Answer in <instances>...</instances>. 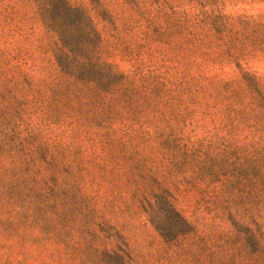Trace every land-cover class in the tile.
<instances>
[{
	"label": "trees",
	"instance_id": "obj_1",
	"mask_svg": "<svg viewBox=\"0 0 264 264\" xmlns=\"http://www.w3.org/2000/svg\"><path fill=\"white\" fill-rule=\"evenodd\" d=\"M15 1L2 28L21 14ZM184 1L189 11L152 7L136 22L139 41L178 58L140 76L103 57L83 9L33 0L37 51L51 63L32 75L31 54L14 42L0 48V264H127L107 217L114 201L98 207L103 185L127 198L179 264H222L212 237H246L243 257L229 262L264 264V75L251 70L264 63V15ZM226 67L231 77H221ZM55 114L64 130L45 137ZM208 125L214 134L194 139ZM177 182L209 196L213 221H190L175 207Z\"/></svg>",
	"mask_w": 264,
	"mask_h": 264
},
{
	"label": "rangeland",
	"instance_id": "obj_2",
	"mask_svg": "<svg viewBox=\"0 0 264 264\" xmlns=\"http://www.w3.org/2000/svg\"><path fill=\"white\" fill-rule=\"evenodd\" d=\"M67 2L83 9L90 17L101 36L103 57L114 63L123 74L147 76L150 71L162 72L161 66L164 62L167 66L177 65L178 58L169 53L163 43L154 42L152 39L144 42L139 41L137 38L139 32L134 29H136V22L143 23L142 17L149 14L152 7H159L162 12L172 16V13L179 14L182 11H189V4L186 1L67 0ZM17 3V7L13 8L20 9L21 14L11 16L14 17V20L11 21L10 28H2V25L6 24L8 13L11 12L13 4L11 0L0 1V48L8 47L4 42H14L20 45L28 52L27 55L31 54L27 60L26 68L32 71V75H37L35 72L41 66H48L51 63L50 52L43 55L37 51V45L43 36V29L36 18L33 0H17ZM204 5L208 12L217 11L226 15H264V3H250L249 1L236 3L233 0H219ZM22 13L28 18L27 21L22 17ZM153 15L156 16L158 13L153 12ZM119 18L125 19L128 22V27L120 28ZM28 31L32 33L29 38L26 37ZM251 70L264 75V63L252 64ZM233 71H235L233 67H226L221 72V77H231ZM33 123H39L36 116L32 117ZM50 123L52 125L43 135L45 137L61 135V131L66 125L63 118L55 114L50 118ZM213 128L214 126L208 125V128L197 129L194 139L202 138L206 133L209 136L214 134ZM171 195L175 207L188 220L202 219L206 222L214 220L216 216L214 205L211 204L212 201L206 194L194 190L182 182L179 184L177 182L171 186ZM124 198H126L124 195L113 194L109 187L106 188L103 185L102 190L99 191L98 207L104 206L105 200L114 201L112 209L108 208L107 217H110V223L122 236L120 241L126 246L127 264H179L145 217H137L134 212L129 210ZM212 243L216 253L223 258L222 264H232L229 259L238 262L239 258L243 257L240 245H246L248 239L246 237H212ZM254 249V245H251L249 251H254Z\"/></svg>",
	"mask_w": 264,
	"mask_h": 264
}]
</instances>
